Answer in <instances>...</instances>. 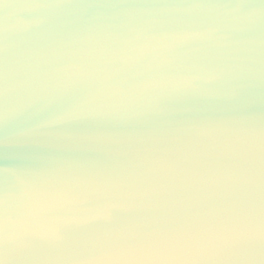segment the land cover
Instances as JSON below:
<instances>
[{"label":"water","instance_id":"obj_1","mask_svg":"<svg viewBox=\"0 0 264 264\" xmlns=\"http://www.w3.org/2000/svg\"><path fill=\"white\" fill-rule=\"evenodd\" d=\"M0 264H264V0H0Z\"/></svg>","mask_w":264,"mask_h":264}]
</instances>
